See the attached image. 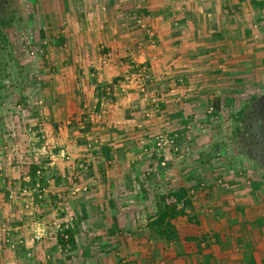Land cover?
Listing matches in <instances>:
<instances>
[{
  "label": "crops",
  "instance_id": "0c3cea01",
  "mask_svg": "<svg viewBox=\"0 0 264 264\" xmlns=\"http://www.w3.org/2000/svg\"><path fill=\"white\" fill-rule=\"evenodd\" d=\"M261 1L56 0L64 39L53 40L42 105L19 108L0 138V264H264V185L252 193L231 172L199 185L174 221L178 242L148 233L153 187H184L188 159L175 151L202 143L206 111L220 113L250 69ZM139 69L160 105L119 84ZM23 124L33 134L18 136ZM71 219L75 241L61 244Z\"/></svg>",
  "mask_w": 264,
  "mask_h": 264
},
{
  "label": "rangeland",
  "instance_id": "374dc122",
  "mask_svg": "<svg viewBox=\"0 0 264 264\" xmlns=\"http://www.w3.org/2000/svg\"><path fill=\"white\" fill-rule=\"evenodd\" d=\"M56 5V0H10L8 9L0 16V138L3 134H9V127L18 117V109L30 110L43 97L44 86L49 84L48 77L53 73L50 62L52 43L55 40L60 44L64 39L60 31L57 32L51 25L53 17H59V14L51 12L57 9ZM252 5L254 32L250 29L246 33L245 40L249 46L244 48L250 54V69L248 73L241 74L233 90L234 98L225 101L223 108L219 109L220 113L214 111L209 114L206 111L208 124L199 126L202 143L175 151L176 154L184 152L188 159L182 165L185 169L182 175L184 187L156 185L153 187L156 199L168 197V202H176L174 195L184 189L187 197L193 200L199 185H222L225 182L224 176L220 174L222 172L241 176L245 179V185H256L252 193L257 191V186L264 185V169L247 157L240 143L243 117L249 105L264 93V0L253 2ZM236 36L237 40L239 35ZM233 48L236 51L243 50L240 45ZM248 89L251 93L256 91L258 95L240 103L238 92L246 93ZM13 125L14 131L17 130L16 125L19 124ZM21 127L28 129L24 124ZM192 128L187 131L194 132ZM203 188V191L207 190ZM2 220L0 218V226ZM78 220L70 224V230L71 225H75ZM148 233L150 238H160L150 230ZM127 234L134 238V234ZM24 251L17 250L18 256L22 257Z\"/></svg>",
  "mask_w": 264,
  "mask_h": 264
},
{
  "label": "trees",
  "instance_id": "16d2710c",
  "mask_svg": "<svg viewBox=\"0 0 264 264\" xmlns=\"http://www.w3.org/2000/svg\"><path fill=\"white\" fill-rule=\"evenodd\" d=\"M174 198L176 202L172 203L168 202V197L159 198L156 217L148 224V229L152 231V234L170 243L180 240L174 221L187 216V210L192 208V201L187 197L186 190L180 189ZM65 233L69 236V242L73 244L75 240L72 230ZM59 242L64 244L62 238H59Z\"/></svg>",
  "mask_w": 264,
  "mask_h": 264
},
{
  "label": "flooded vegetation",
  "instance_id": "af4514ba",
  "mask_svg": "<svg viewBox=\"0 0 264 264\" xmlns=\"http://www.w3.org/2000/svg\"><path fill=\"white\" fill-rule=\"evenodd\" d=\"M10 0H0V16L6 12ZM243 117L244 128L240 143L243 152L264 169V93L249 105Z\"/></svg>",
  "mask_w": 264,
  "mask_h": 264
},
{
  "label": "built area",
  "instance_id": "2783aa9c",
  "mask_svg": "<svg viewBox=\"0 0 264 264\" xmlns=\"http://www.w3.org/2000/svg\"><path fill=\"white\" fill-rule=\"evenodd\" d=\"M150 75L148 74L147 70L139 69L137 72L133 74H129L124 77L123 80L119 82V84H123L124 89L126 90L127 87L132 86L134 90H136L139 94L143 95V97L150 102L151 105L158 106L160 105V98L157 95L151 93V81ZM38 106L42 105V101L39 100L36 103ZM213 110V109H211ZM24 129V128H23ZM33 134V130L30 128L23 130V133H19L18 136L24 137L28 133ZM167 144L174 146L175 140L168 139ZM163 167L166 166L165 163L162 164ZM73 222V219L67 222V226H65L62 230V238L67 243L69 241V236L65 233L66 231L70 230V224Z\"/></svg>",
  "mask_w": 264,
  "mask_h": 264
}]
</instances>
